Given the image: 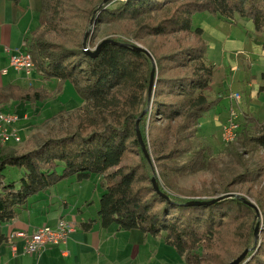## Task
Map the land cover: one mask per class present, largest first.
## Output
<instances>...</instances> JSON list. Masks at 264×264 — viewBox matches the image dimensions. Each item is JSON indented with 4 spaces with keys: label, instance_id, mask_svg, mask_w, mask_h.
<instances>
[{
    "label": "trees",
    "instance_id": "1",
    "mask_svg": "<svg viewBox=\"0 0 264 264\" xmlns=\"http://www.w3.org/2000/svg\"><path fill=\"white\" fill-rule=\"evenodd\" d=\"M104 1L41 0L39 24L24 47L40 78L57 81V89L70 84L82 104L48 118L42 123L45 132L32 133L23 148L0 145V226L14 219L32 196L72 177L82 182L97 175L103 190L100 227L116 225L118 230L162 237L185 264H230L244 251L240 264H264L263 129L252 137L241 133L240 148L252 146L261 153L253 166L230 148L242 171L219 183V195H241L190 205L209 201V195L183 192L174 184L176 175L203 166L201 150L190 154L191 138L203 113L219 102L205 93L213 68L205 61L202 30L193 26L192 18L208 13L226 22L246 19L260 33L264 0H110L102 5ZM87 32L90 50L102 35L112 43L90 57L83 51ZM134 42L152 59L135 50ZM260 79L264 81V72ZM52 96L42 88L8 84L0 87V109L10 103L34 106ZM138 119L150 160L138 142ZM184 155L185 163L178 165ZM10 168L19 172L14 181L6 178ZM153 178L165 197L153 189ZM242 197L252 200L258 215ZM91 226L88 222L83 228ZM5 242L0 236V245Z\"/></svg>",
    "mask_w": 264,
    "mask_h": 264
},
{
    "label": "crops",
    "instance_id": "2",
    "mask_svg": "<svg viewBox=\"0 0 264 264\" xmlns=\"http://www.w3.org/2000/svg\"><path fill=\"white\" fill-rule=\"evenodd\" d=\"M40 10L41 0H19L17 4L0 0V87L8 84L29 87L24 77L12 71L2 75L1 71L8 68L14 50L25 48V40L39 24ZM192 23L202 30L205 61L213 68L212 82L205 93L209 100L219 99L211 109L214 116V109L225 103V119L234 113L235 119H252L264 130V91H259L264 87L260 79L264 72V32H256L249 20L235 18L226 22L208 13L194 15ZM223 24L231 25L233 31L243 27L245 33L237 38H232L235 34L223 35ZM242 60L243 65H240ZM237 73L243 75L232 78ZM234 95H238L239 100H235ZM14 105L10 103L1 110L17 112L21 118L17 129L26 143L30 135L22 136L25 131L21 123L27 118V110L22 103ZM206 113L208 111L202 118ZM92 176L82 182L72 177L32 196L14 219L2 224L0 236L6 242L0 245V264H185L164 247L162 237L154 238L139 230H118L116 225L100 227L97 213L101 194L94 214L87 212L95 204L89 200L85 185ZM96 178L101 184L102 177ZM61 219L74 227L65 245L47 246L39 253L27 255L23 252L22 240L13 236L19 232L30 235L38 228L54 226ZM88 222H92V226L85 230L83 225Z\"/></svg>",
    "mask_w": 264,
    "mask_h": 264
},
{
    "label": "rangeland",
    "instance_id": "3",
    "mask_svg": "<svg viewBox=\"0 0 264 264\" xmlns=\"http://www.w3.org/2000/svg\"><path fill=\"white\" fill-rule=\"evenodd\" d=\"M111 6L116 7L117 2ZM221 32L223 33V35L227 36L235 34L232 38H237L240 37V33L241 36H243L245 30L243 27H237L233 31L231 25L223 24ZM89 35L90 32L88 36ZM105 39H109V37L102 35V38L99 40V42ZM134 46H140L144 48L142 45L136 42H134ZM240 65H243V60L242 62H240ZM242 75V73H237L232 76V78H240V76ZM30 79V85L27 86H34L45 89L49 92H52L53 96L50 100L43 103H39L34 106H25V109L27 110V118L21 123L22 130L25 131L22 136H24V134L31 135L34 132L44 133L45 128L42 125L44 121H46L48 118L55 115L59 111L71 112L82 104L81 99L76 95L73 87L68 83H65L63 86H61V88H58L60 90L57 91L58 83L55 80H44L40 78L36 73H34L33 76L30 77ZM233 91H238V89H233ZM15 106L16 105H14V107ZM214 110L216 117L214 116V111H208V113H206L203 118L200 119L191 138L190 154H195L197 151L201 150L204 159L203 166L196 172L181 173L176 175L174 178V184L176 185V187L183 190V192L205 193L206 195H209L208 198L210 199L220 196V182H230L233 176L242 171L241 166L237 162L236 158L232 156L230 148H237L238 152L242 154L241 156L243 157V160L250 162L249 164H251L252 166V162L255 159H259L261 155V153L254 149V147L252 146H250L248 149L240 148V139L242 136L241 133L243 131L248 133V137H252V135L256 134L258 129H262V127H258L257 125H255L252 119H236V123L239 127L238 138L235 142L228 143L225 140L224 134V126L229 119H225L227 115V106L224 103L223 105L216 107ZM262 111V114L264 115V110ZM23 143L24 141L22 139L21 144H18L17 146L11 145L10 147L23 148L25 146V143ZM186 158L187 155H184L182 158L176 161L177 164L182 165L183 163H185ZM61 170L62 167L58 168V172H60ZM18 173L19 172L16 169H8V172L6 173L7 181L16 180L18 178L17 176H19ZM96 177L97 176L93 175L92 178L87 183H85L88 192V198L89 200H93L95 203L93 207L90 208L87 212L93 214L94 210L98 206V197L103 192L101 184ZM245 188L246 187H244L243 191L245 190ZM231 194L241 195L240 192ZM164 247L168 251H170L175 258H178L171 247L166 245Z\"/></svg>",
    "mask_w": 264,
    "mask_h": 264
},
{
    "label": "built area",
    "instance_id": "4",
    "mask_svg": "<svg viewBox=\"0 0 264 264\" xmlns=\"http://www.w3.org/2000/svg\"><path fill=\"white\" fill-rule=\"evenodd\" d=\"M9 71L24 77L27 81H31L33 76L34 63L31 55L24 48L23 50H14L9 57L8 68L1 71L2 75H6ZM235 100H239L238 95H234ZM234 113L230 114L224 126L225 140L233 143L237 140L239 127L235 119ZM20 117L15 111H4L0 109V145L1 146H17L22 143V137L19 134L17 125ZM74 231L71 223L61 219L54 226H44L38 228L35 232L28 235L25 233H15L13 236L19 238L23 242V252L27 255L39 253L47 246L65 245L69 235Z\"/></svg>",
    "mask_w": 264,
    "mask_h": 264
},
{
    "label": "water",
    "instance_id": "5",
    "mask_svg": "<svg viewBox=\"0 0 264 264\" xmlns=\"http://www.w3.org/2000/svg\"><path fill=\"white\" fill-rule=\"evenodd\" d=\"M109 1L110 0H105L102 5L108 3ZM102 5L100 7H102ZM91 27H93V22H91ZM88 34H89V32H87L85 34V36H84V40H83V51L85 52L86 55H88L90 57H96V56H98L101 48L105 44L112 43V41L110 39H105V40L101 41L93 50H90L88 48V44H87ZM134 49L137 50V51H139V52L145 53L146 55H148L151 58L150 53L146 49H144V48H142L140 46H134ZM153 87H154V71H152L151 72V75H150V81H149V87H148V96H149V98L152 97ZM138 123H139V119L136 122V134H137L138 142H139V144L141 146V150H142V153H143L144 157L146 159L150 160V154H149L148 150L146 149V147H145V145H144V143L142 141V138H141V135H140V132H139V129H138ZM152 185H153V189L155 190V192H157L161 196H164L165 197V195L160 192L158 182L154 178L152 179ZM234 196H239V195H235V194L229 193V194L222 195L220 197H216V198L209 199V201H206V199H202V200H199V201H192L189 204L190 205H201V204L211 205V204L215 203L217 200H219L221 198H224V197L231 198V197H234ZM242 199H243V201L245 203H247L248 205H250L251 207H253L255 209L257 215L259 214L258 208L254 205V203L252 202L251 199H249L248 197H242ZM258 238H259V235H258V227L256 226V228L254 230V239H255V242L258 241ZM246 254H247V251H244L236 259H234L233 261H231L230 264H240V263H242L244 261L245 257H246Z\"/></svg>",
    "mask_w": 264,
    "mask_h": 264
}]
</instances>
